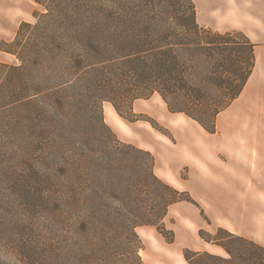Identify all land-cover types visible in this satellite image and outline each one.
<instances>
[{
    "label": "trees",
    "instance_id": "16d2710c",
    "mask_svg": "<svg viewBox=\"0 0 264 264\" xmlns=\"http://www.w3.org/2000/svg\"><path fill=\"white\" fill-rule=\"evenodd\" d=\"M34 1L45 8L35 11L36 23L24 21L12 40H0V51L19 60H0V210L15 204L1 189L26 196L37 188L54 224L42 229L0 215V264H145L137 227L155 226L175 242L165 217L180 201L197 205L208 223L211 218L189 191L155 173L150 151L118 137L102 104L109 101L121 117L149 121L171 136L134 109L137 99L159 93L171 112L215 133L218 114L253 72L255 43L239 30L201 27L193 0L177 6L179 23L195 30H155L154 20L144 23L140 16L138 30H117L120 21L130 24L131 0ZM41 144L52 148L48 177L30 151ZM107 200L119 208L106 210ZM76 211L81 252L58 228ZM199 235L227 256L185 248L187 264H264V244L251 238L223 226L201 228Z\"/></svg>",
    "mask_w": 264,
    "mask_h": 264
},
{
    "label": "crops",
    "instance_id": "0c3cea01",
    "mask_svg": "<svg viewBox=\"0 0 264 264\" xmlns=\"http://www.w3.org/2000/svg\"><path fill=\"white\" fill-rule=\"evenodd\" d=\"M6 2L0 0V39L16 33L22 22L32 20L35 11L34 4L25 7L23 0H10L9 8ZM208 3V12L199 3L197 6L202 24L222 32L240 30L255 43L253 72L241 94L218 114L217 131L208 132L183 112H171L159 93L137 99L134 109L157 119L171 136L146 120L122 119L124 128L113 124L125 141L154 155L155 173L162 180L191 193L213 221L209 227L223 226L258 242L256 232L237 221L246 219L248 212H252L251 218H257V211L262 209L259 196L264 195V0ZM109 117L117 120L116 114ZM172 219L175 222L170 224L176 233L173 243L144 230L148 235L146 264H187L185 248L212 252L220 247L200 237L199 230L205 223L197 205L187 201L171 205L165 221L170 225ZM179 224L192 228L196 240L180 241Z\"/></svg>",
    "mask_w": 264,
    "mask_h": 264
},
{
    "label": "rangeland",
    "instance_id": "374dc122",
    "mask_svg": "<svg viewBox=\"0 0 264 264\" xmlns=\"http://www.w3.org/2000/svg\"><path fill=\"white\" fill-rule=\"evenodd\" d=\"M23 2H25V5H24L25 7L28 6V4H34L35 11L45 12L44 6L38 4L37 2L32 3V1H30V0H23ZM182 2H186V0H131V21H130V24L125 26L120 21V24L118 25L119 28L117 30H138V29L133 28V26H134L135 22L138 21L139 16L142 18L141 21H143L144 23H145V21L150 22V20H154L156 22L155 30H169V29L170 30H195L193 28L190 29L188 25L187 26L181 25L178 21L179 14H181V13H179V11H178L179 6H177V5L178 4L180 5V3H182ZM193 2L195 3L196 8H197L198 3H199L202 10H205L206 12H208V9H209L208 0H193ZM11 6L12 5L10 3V0H8V2H6L5 7L9 8ZM35 11H34V16L32 17V20L31 21H25V22L36 23L37 18L35 17ZM197 11H198V8H197ZM232 14H234V13H232ZM197 21H198V24L201 27H205L206 30L207 29L216 30V29H213L212 27H209V26L202 24L199 21L198 17H197ZM19 28H20V26H19ZM19 28H18V30H19ZM235 30H237V29H233L230 31H235ZM216 31H218V30H216ZM219 32H222V31H219ZM225 32H228V31H225ZM225 32H222V33H225ZM16 33H11L7 36V38L5 37L2 39L12 40L15 37ZM0 60L6 61L9 63H14V64L19 63V60L15 56L8 54V53L1 52V51H0ZM140 102H145V101L140 100ZM102 107H103V115H104L106 123L115 131V133L118 135V137L121 140L125 141L123 139L122 133L116 128V126L113 124V122L117 123L118 125H120L124 128V125H122V119L127 121V122H134V121H129V120L121 117L119 115V113L117 112V110L115 109V107L113 106V104L109 101H104L102 104ZM107 108L111 109L110 112L107 114L108 117H106V115H105V110ZM137 112L139 113V111H137ZM110 114H116L117 120L114 121L111 117H109ZM216 124H217V121H216ZM64 129L66 130V124L64 125ZM125 142H128V141H125ZM128 143H130V142H128ZM70 146H72V145H69L67 147L63 146L62 148H65V151H68V147H70ZM51 149L52 148L49 147L48 145L44 148L43 144L38 145V146H33L30 148V151L32 152L31 154L33 155L32 159H33V162L35 163L36 167L37 166L43 167L44 169L47 170L44 174L46 177H48L49 175H52V173L54 172L53 170H51V168H52L51 162H53V160H52L53 156H52V150ZM123 180L126 183H127V181L131 182V174H128L125 178H123ZM1 191L3 192V195H7V194L8 195H14V196H12L11 199H15L14 200L15 204L9 205L8 210H0L1 217H3L4 219H7V220H11V221L16 220V221H23V222L31 223V224L36 223L37 226H41L42 229H48V227L53 226L54 222H52V219L50 216L51 214H49V212L46 209L49 206L47 205V203L44 201V198H43L45 195L36 193L37 188H35L33 190L35 193L30 194V195H26V196L15 194L14 190L11 188L1 189ZM17 195L19 197H17ZM258 201H260L259 205H261L262 209H259L257 211V213H258L257 218H255V219L251 218L252 212H248V217L246 219H244L243 217L241 219H238L237 224L244 226V227H247L245 229H249V231H252V232L255 231L256 234L258 235V237H256V239L260 240V241H258V243L260 242L261 244H264V195L259 196ZM107 202H109V204H108V208H106V210L114 212V210H116V208H119V207H117L118 204L116 202H114L112 200H107ZM29 203H32L34 205L29 206ZM85 208H86V206H85ZM32 209H36L37 211L32 212ZM41 210H43V211H41ZM75 214H76L75 218L73 217L71 220L66 219L64 221L63 225H60V224L58 225V228L61 229L62 227H64L63 234L66 236V238L68 239V241L70 243H73L75 246H77L76 247L77 250L79 247L78 251L81 252L80 248H82V245H83L82 242L84 239H83V235H82V231H81L80 217H78L77 211L75 212ZM203 219H204V223H205V226L203 228L206 229L207 231L215 232L217 227H215L214 225L209 227V225L211 223H213V221L211 220V223H208L204 217H203ZM244 220H246L247 222H244ZM174 222H175L174 219H172L169 222V224L174 223ZM165 224L167 225L168 228H171L174 230V228L172 227V224L168 225L166 221H165ZM177 229H178V235H179L178 238L180 241L183 242V241H186L189 239L196 240L195 239L196 237L194 235L192 228L186 227L184 224H179ZM144 230H148L149 233H154L156 235H161V236H163V235L158 231V229L155 226L144 225V226L137 228L138 234L140 235L142 242H143V247H142V249H140V254L142 256L144 263L146 264L145 258L148 257L147 251H146V247H147L146 241L148 239V235H147V232H145ZM248 238H249V236H248ZM253 239H255V238H253ZM212 252L215 254H218V255L227 256V253L225 252V250L222 247H217Z\"/></svg>",
    "mask_w": 264,
    "mask_h": 264
},
{
    "label": "bare ground",
    "instance_id": "6f19581e",
    "mask_svg": "<svg viewBox=\"0 0 264 264\" xmlns=\"http://www.w3.org/2000/svg\"><path fill=\"white\" fill-rule=\"evenodd\" d=\"M110 110L111 109H109V108H107L106 110H105V115L107 116V114L110 112Z\"/></svg>",
    "mask_w": 264,
    "mask_h": 264
}]
</instances>
